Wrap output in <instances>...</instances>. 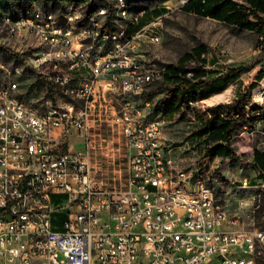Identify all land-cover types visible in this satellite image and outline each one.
<instances>
[{
	"label": "built area",
	"instance_id": "obj_1",
	"mask_svg": "<svg viewBox=\"0 0 264 264\" xmlns=\"http://www.w3.org/2000/svg\"><path fill=\"white\" fill-rule=\"evenodd\" d=\"M92 2L4 16L11 35L35 36L33 68L67 99L42 110L0 81V264H258L264 231L178 168L162 121L143 118L139 99L166 70L143 50L162 40L157 21Z\"/></svg>",
	"mask_w": 264,
	"mask_h": 264
},
{
	"label": "rangeland",
	"instance_id": "obj_2",
	"mask_svg": "<svg viewBox=\"0 0 264 264\" xmlns=\"http://www.w3.org/2000/svg\"><path fill=\"white\" fill-rule=\"evenodd\" d=\"M126 1L131 10L144 11L142 23L157 21L162 32L161 42L143 45L146 58L157 66L177 64L186 52L201 43L207 45L202 57L207 62L204 67L214 71L208 74L214 77L213 82L200 86L193 92L196 96H185L174 112L166 107L175 94L174 86L165 80L151 85L139 99L144 108L143 118L162 121L165 148L173 149L172 157L178 168L200 172L205 182L216 189L220 202L229 212L241 216L244 228L264 231V171L254 157L256 149H264V78L254 90L248 89L256 71L264 69V36L188 13L181 8L185 0ZM115 5V0H93L85 10L105 6L111 9V18ZM64 7L56 3L49 10L61 13ZM37 44L33 35H11L0 15V81L6 85L16 82L14 95L25 104L43 110L50 101L62 102L67 97L57 89L52 90L33 68L32 55ZM198 65H201L198 60L188 62L189 67ZM239 66L249 67V70L236 77L229 76L231 69ZM221 85L225 87L219 91ZM213 109H223L237 116L238 128L232 141L236 157L213 158L208 153L214 142L204 132L203 124L212 118ZM211 122L217 123L216 119ZM122 148L124 155L125 147ZM125 161V158L120 160L118 181L121 184L126 174ZM245 179L247 186L243 183ZM53 200L60 202L64 195H53ZM56 215L62 223L68 214ZM60 228L63 227L60 225ZM58 258L65 259L64 253L59 252ZM257 259L258 264H264V244L259 245Z\"/></svg>",
	"mask_w": 264,
	"mask_h": 264
},
{
	"label": "trees",
	"instance_id": "obj_3",
	"mask_svg": "<svg viewBox=\"0 0 264 264\" xmlns=\"http://www.w3.org/2000/svg\"><path fill=\"white\" fill-rule=\"evenodd\" d=\"M186 12H194L202 16H209L225 21L227 24L237 26L242 29L252 30L264 36V0H188L182 7ZM207 52V45L201 43L191 51L180 57L177 64H168L164 74L165 82L174 86L175 95L167 101V110L174 112L181 106L185 96H196L197 89L204 83L213 82L214 77L208 76L214 72L206 69V58L202 55ZM198 60L201 65L189 67L188 62ZM249 70V67L239 66L231 69L229 76L236 77L239 73ZM189 73H192L189 75ZM264 78V69H259L254 74L253 79L248 83V89L254 90L259 82ZM216 81V80H214ZM54 90L53 86H50ZM225 86L221 85V90ZM210 119L203 124V130L208 134V138L214 143L208 148L211 157L237 156V152L232 145L234 133L237 131V116L223 109H213ZM216 119L217 123L212 124L211 120ZM255 159L260 168L264 171V151L256 150ZM57 228L61 229L60 226Z\"/></svg>",
	"mask_w": 264,
	"mask_h": 264
},
{
	"label": "crops",
	"instance_id": "obj_4",
	"mask_svg": "<svg viewBox=\"0 0 264 264\" xmlns=\"http://www.w3.org/2000/svg\"><path fill=\"white\" fill-rule=\"evenodd\" d=\"M187 1L188 0H185L183 2V4L181 5V7ZM236 1L243 2L244 0H236ZM70 2H71V0H0V15H2L4 17L7 14H14V13L20 12L22 10H25V9H27L29 7H40V8L49 9L53 4L60 3V4L65 6L66 4H68ZM29 4L31 6H29ZM188 13H192V14H195L197 16H202V15L196 14L194 12H188ZM202 17H206V18H209V19H212V20H216V21H219V22L226 23L225 21L218 20V19H215V18H212V17H209V16H202ZM235 135H236V132L234 133L233 139L235 138ZM232 145H233V143H232ZM256 150H260V149H256ZM260 151H264V149H262ZM254 157H255V153H254Z\"/></svg>",
	"mask_w": 264,
	"mask_h": 264
}]
</instances>
